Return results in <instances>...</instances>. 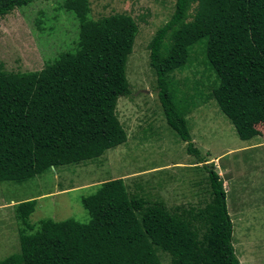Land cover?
Segmentation results:
<instances>
[{
    "label": "trees",
    "instance_id": "obj_1",
    "mask_svg": "<svg viewBox=\"0 0 264 264\" xmlns=\"http://www.w3.org/2000/svg\"><path fill=\"white\" fill-rule=\"evenodd\" d=\"M32 0H0V17ZM78 20V48L37 71L7 72L0 63V181L22 182L48 167L94 159L126 140L116 101L130 90L125 63L137 25L115 13L91 19L86 0H65ZM202 44L211 90L236 136L248 140L264 124V0H173L169 18L149 38L147 65L164 121L206 171L208 202L175 213L128 193L120 178L81 197L89 219H41L20 232L19 251L0 264H240L231 243L225 191L212 165L193 145L185 120L192 100L177 96L172 72ZM34 200L16 205L27 227ZM193 221L203 223L198 236ZM200 223V225H201Z\"/></svg>",
    "mask_w": 264,
    "mask_h": 264
},
{
    "label": "rangeland",
    "instance_id": "obj_2",
    "mask_svg": "<svg viewBox=\"0 0 264 264\" xmlns=\"http://www.w3.org/2000/svg\"><path fill=\"white\" fill-rule=\"evenodd\" d=\"M64 1L32 0L0 17L2 70L37 71L78 48V20L64 9ZM86 5L88 18L124 13L137 25L124 70L130 93L115 105L126 140L94 159L48 167L18 183L0 181V259L17 253L19 233L36 230L41 219L88 221L81 197L108 179L120 178L128 193L177 214L202 208L210 197L202 164L194 163L164 121L147 65L146 44L169 18L173 0H86ZM171 77L177 96L193 103L185 113L191 141L221 179L234 253L240 264H264V124L256 125L259 134L248 140L236 136L211 97L216 80L203 63L201 43L189 48L187 66ZM27 200H34L26 217L30 228L15 214L16 205ZM200 223L192 226L198 236ZM158 256L161 264H169L166 252Z\"/></svg>",
    "mask_w": 264,
    "mask_h": 264
}]
</instances>
